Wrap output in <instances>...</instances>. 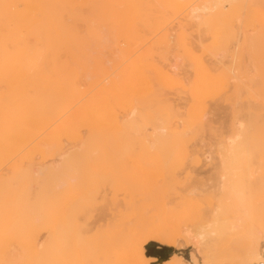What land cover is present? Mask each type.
Instances as JSON below:
<instances>
[{
    "label": "rangeland",
    "instance_id": "rangeland-1",
    "mask_svg": "<svg viewBox=\"0 0 264 264\" xmlns=\"http://www.w3.org/2000/svg\"><path fill=\"white\" fill-rule=\"evenodd\" d=\"M256 1L247 0V7L252 4L250 8L254 6L255 9L248 10L247 8L246 11L238 16L239 23L236 22V27L234 29V32H237L236 34L238 35H236L235 37L230 36L231 33H229L222 24H220L222 25L220 26V28H216L219 31L215 29V31L219 32V36H217L220 40H216L218 37L214 40V36H211L213 35V30H210L207 27L206 29L205 26H200L199 28L195 26L194 23V25L190 24L192 22L187 24L188 22L184 20V16H186L185 14L190 11L189 9L193 5H191L189 8H184L182 10V13L179 14L180 16L177 15L169 17L166 23H164V25L162 26V30L157 28L143 29L141 27L142 30L140 29V34H138L139 32L135 33L139 37H135L134 34H129V38L126 35H123V38L122 35H120L122 37L121 39L119 38L120 36L118 37V35L111 29L109 30L108 27L105 29L104 27L98 26V16L102 17L105 15L98 14L97 16H94V18L98 17L97 21L93 18H90L94 14L88 8H80L82 12L79 11V13L81 12L80 19L82 18V20H79L78 23H82L84 21V23H82V28L80 26L81 24L78 25L77 23V28L81 29L78 30V32H80L79 35L83 33L81 36H79V39L80 37L82 38L81 42L79 41L80 44L78 47V49L81 48L79 49L81 50V52L79 50H76L73 53L75 55L70 52L68 53V55H66L67 52L65 50L64 53H62V50L60 52H57V54L53 51H47L45 60L40 64L38 71L40 77L42 78V81H39L38 79L34 83H29V85L26 84L28 85L25 86L27 90L23 88V85L19 87L16 86L15 82H18L20 80L19 84H22L21 81L24 82L25 79L24 76L23 78H21L20 76V79H17L18 81L13 80V74H16L18 76L13 67L14 73H12L11 78L4 82H9L8 85H11L13 88L16 87L13 92H20L19 90L23 91V93L20 92L22 96L24 95L25 91H27V94L25 93L26 95H24L25 98H29V96L32 97L33 90H37V88L42 89V93H44L45 95L44 105L48 109H50L49 113H54V111L56 110L54 114H56L57 116L55 115L54 117H50L47 112H44V114H47L45 118L47 120H44L45 123L43 122L44 124H42V126L40 125L41 127L39 126L38 129L33 132L10 157H8V159L4 158L3 160H6L3 163L0 162V260L2 259L0 261V264H37L39 262V264H77V262L79 264H94V262L95 264H141L139 260L134 259L133 261L132 259L131 261V257H127V251L125 248L127 246H125L124 244H127V242H129L132 238V236L128 234H131L132 231L134 232L135 229L137 231V229L140 230V228H144L145 226L142 225L147 226L146 228H144V234L142 233L143 236H141L140 233L136 236L137 238L134 237V240L136 238V241L134 242H136V245L139 243L138 246H141L140 248L143 249L144 255L147 258V261H149L145 263L180 264V262H183L184 264H208L207 259L196 246V236L197 234L205 235L207 233V236L205 235L206 237H204L203 239V241L207 245L210 244V241L212 239L219 238V232L216 230L213 231L211 230L212 228H209V226H211L210 224L212 223V218L218 213V211H220L221 217L223 211L225 212L228 210L229 212L230 209L231 211L228 213V215H224V218H228L226 219V223L229 222L230 225L233 224L231 228L233 226L234 227L231 230L232 232L230 234L231 236L229 240H227V242H224L220 239V244L222 246L224 245L225 247H234L241 242H246L251 238L250 236H252V231L250 232L251 226L258 225L257 228H259V230L257 237L259 238L261 246H264V162H259L256 160H244L240 162H233L230 164L225 161L223 162V160L221 161L220 158V141L222 139L221 135L226 132V126L228 125V122L234 120L235 116L237 117V119H235L234 122L236 126L239 127L238 118L244 112L242 109H246L249 103H252L254 101L255 104L264 106L263 97H260V95H256L251 99L248 94L250 81L258 79L259 75L262 72V69H264V67L261 69L258 67L260 65L259 61L264 58V51H259L258 43L260 41L257 42L258 38V40H260L262 36H264V14L262 13L263 15L260 14L261 16H259V10L264 11V8H260L262 4L264 6V0ZM197 2L200 3L201 0L196 1L194 5H197ZM259 2H261L262 4H260ZM258 3L261 5L260 7H258ZM98 7L99 5L96 6L95 9L98 10ZM225 7L226 9L229 8L227 4H225ZM253 10H257L258 14L256 13L253 17H250L252 16V13L254 14L255 12H257H253ZM247 11H250L249 15ZM86 12H88V14H86ZM94 13L96 15L98 11H95ZM243 14L245 17H243ZM82 16L85 17L84 20ZM86 17L88 21L90 19H93L91 20L92 22L94 21L93 24L91 22V28L93 27L92 30L94 31H92V33H87L89 32V26L87 27L88 24L85 25V23L88 22L87 20H85ZM243 18L245 19L243 20ZM250 18L254 19L257 22L254 21L253 23V20ZM96 24L98 30L95 28ZM215 31L214 35L216 37L217 32ZM252 33L254 34V36H252ZM181 34H183V36ZM133 35L134 37H132ZM125 36L129 40H127ZM117 37L119 39H117ZM131 37L133 38V43L135 42L133 44L134 46L130 45L132 44L130 42V40H132ZM122 39H124V41H122ZM226 39L228 40V42ZM251 39L253 41H251ZM121 41L125 43H121L122 46H119ZM217 41L218 43H216ZM112 42L114 43L112 44ZM126 43L134 48V53L138 50L137 53H133V55L130 53V55L129 53L125 52L128 51V48L129 51L132 50V47L130 48V46ZM96 44L98 45V47ZM237 45L239 46L236 47ZM121 49H123V51ZM253 49L255 50V52L258 51L257 55L254 54ZM11 52L16 51L11 50ZM131 52H133V50ZM260 53L263 55H261ZM138 54L143 55V60L140 58V61L139 58H137ZM61 56L63 57V59ZM131 56L135 57L134 60L131 59L133 62L132 65L136 64L134 65V68H137L139 66V69L132 68L133 70L131 71V75L133 76H131L127 74L128 72H130L129 69L131 68H127L129 71H126L127 75L123 74V76V69L126 70V68L124 67L132 66L130 65ZM245 56L247 57V59ZM124 60L125 62L127 60V64L123 62ZM256 60L257 62H255ZM63 61L68 63L69 65V67H67L66 69H63L61 67V63ZM134 61L137 62L134 63ZM98 62L100 64H98ZM147 62H149V65ZM199 63L206 64V66L208 65V68H211V71L213 69L212 74L216 72V75L220 72L216 76L220 78L222 77L228 80L230 83V86L225 88L226 90L223 89L224 91L222 90L223 92H220L219 95L216 94L213 95L212 98L210 97L209 99H205L206 101L204 105L206 113L203 117L204 121L203 119H201L199 121L200 123H195V125L197 124L196 127H198V124L201 125L203 123L204 126L201 125V128L205 131H201L200 127H198L199 129L193 127L191 118L192 112L196 111V109L200 107V105H198L200 103L191 100L193 99V96H191V89L197 82L198 72H196V68ZM255 64L257 66H255ZM154 66H157V68H155ZM17 68H19L18 65ZM24 68L25 67L21 69ZM163 68L167 71L164 72ZM256 68L260 69L261 72L258 73V69ZM159 69H161L163 73L159 71ZM250 70L253 71L251 72ZM23 71L24 70H21V73ZM169 71H172L173 74L170 72L171 75H169ZM62 72H65V74L68 73L65 78ZM135 72H138V74ZM144 72L146 73V75ZM143 73L146 76H144L146 82H144V78L142 77ZM164 73H168V75L173 78L176 77L175 79L177 80L173 79V81L171 79L170 82V79H165V81H163L165 77H163ZM193 73H196V75L193 76ZM120 75H122L123 77H125L126 75V79L128 80L126 81L124 78V81L128 82L129 85L128 83H123V80L121 78L122 76ZM69 76L73 78H70L71 80L78 83L81 90V97L78 99L72 98L70 100L71 96L68 92V82H65L66 77L69 78ZM107 76L108 78H110H106ZM127 76H130V78H128ZM103 78H105L104 80H106L107 82L104 81ZM100 79L102 82L100 81ZM130 79H132V84L129 81ZM147 79L150 80L148 81ZM111 80H114L115 85L113 84V86H111L110 88L109 86L113 82H111ZM13 81L15 82L13 83ZM67 81L70 80L67 79ZM99 81L103 84L105 82L104 88L103 84H100ZM147 81L151 83V88L147 84ZM4 82L0 81V86L3 85ZM246 82L249 84H247ZM98 83L100 84V86H102L101 88L100 86L97 87V85H99ZM159 83L161 87L158 85ZM13 84L15 86H13ZM143 84L144 86H142V90L140 87ZM145 84H147V88ZM8 85L5 84V86H2L3 89L0 88V100L6 101L2 106H7L6 103H8V106L6 108L4 107L5 109L8 108V113H11L9 111H11V109L13 108H17L16 110H22L24 107L20 104H25L29 99L27 98L26 100L25 98H20L19 93L17 92L16 93L18 95L15 93L12 94L13 96L16 95L14 96L15 99L12 98V95V97H6L8 94L10 95L12 93L11 91L13 89ZM106 86L108 88H106ZM7 87H11V89L9 90V88ZM21 87L25 91L23 89H19ZM190 87L192 88L190 89ZM17 88L19 90H16ZM59 88L63 90L65 96L64 94H60L61 90H59ZM148 88L150 89L148 90ZM8 90L11 93H9ZM148 91H150L152 95ZM28 92L30 93L29 96H27ZM146 92L150 94L148 98V94H145ZM100 96H106L104 98L105 100L99 99ZM63 97L67 98L62 100ZM90 97L91 101L92 99L94 100L88 103L87 101H90ZM142 97H144V99ZM19 98L23 99V102L26 100V102L22 103ZM145 98H147V100ZM17 99L19 100V103L21 102L20 104L18 103L19 107L16 104L15 107L12 106V104L14 105V103H16ZM189 99L191 100V102ZM143 100L146 101L143 102ZM10 102H12V104ZM192 102H195V104L192 105ZM86 104L89 105L84 108ZM82 106L84 107L81 109L85 110H82L83 112H85V114L83 115L85 120L84 118H82V113L81 116H79L80 112L79 114H76L77 109L81 111L79 107ZM167 107L169 108V111H172V114L176 117L173 116L171 118L172 114L170 115L171 112L169 113ZM4 108H2V110ZM160 108L164 110L167 109L166 112L163 110L162 111L166 114L168 113V115H164ZM239 109L241 112L239 111ZM2 110H0V112ZM59 110H62V112H60ZM158 111L160 112V114L162 112V116L158 114ZM150 112L153 114H151ZM3 113L4 114L2 115H5V112ZM139 113H142L143 116L146 114L148 115L149 113V115L151 114V116H154L155 119L153 117L152 121V118L150 119L149 115H146L148 119L146 116H144L146 119L144 120L143 116H139ZM188 115L190 116L189 119ZM10 116L12 115H9V117ZM163 116L164 120L162 119ZM165 116L168 118H166L167 120L165 119ZM14 117L11 118L13 120L19 118L17 117V115L16 118ZM48 117H50V119H48ZM0 118L2 119L1 115ZM184 118L186 119L187 123H184ZM110 119H115V121L117 122L116 128H111L109 124ZM170 119H172L173 121ZM13 120H5L4 122H2V119L0 120V122L1 124L4 123V125L5 123L12 124ZM139 120L141 121V123H143V125ZM147 120L149 121L146 123ZM189 120H191L190 124ZM16 121L17 120H15V122ZM165 121L167 122V126H165ZM99 124L102 125V127H98ZM174 124H176V126ZM15 125L16 124H13V126ZM127 125L135 126L132 127V130L130 131L132 133H128L130 134L129 139L131 140L134 138L135 140H128L126 146L122 147L121 150H119L118 147L116 148V145H112L116 143H112L111 147V139L109 140L108 137V135H110V132L108 133L107 131H111V135H113V131H119ZM144 125L145 128H142ZM138 126H142L141 130L140 128L138 129ZM162 127L167 129L166 135L168 139H172V137H170V134L174 135V130L179 132L181 131V129L183 130L179 132L181 134L177 132L176 134L181 135L182 137L178 136L180 137V140L176 137H173L175 139H173L174 142H172L174 145L176 144V148L174 147L175 149L172 148V150L171 147L173 145H168L172 142L170 143V140H167L166 137L167 142L165 141L164 144L165 146H170V148H163V144H159V146L157 145V148L162 146L160 148L163 149V152L162 149L160 151V149L156 148L158 150L157 151L154 148L156 150L155 151L152 148L156 156L155 158L158 159L157 157L160 156L161 159L156 160L155 162V160H152V157H154L153 155L151 157L152 159L150 160L149 158H147L146 160L144 156L145 161L143 162V160L141 159V153L147 155L149 150L150 152H152L150 148L151 146H148L149 149L147 152V150L145 149V147L148 148L147 144L145 143L146 145L143 147V145L139 141L137 142V140L141 141V139L145 138V140H147L145 142H148L149 140L151 142H154L155 140L153 138L160 134L158 132V129ZM185 127H188L187 134L183 133L184 131H186ZM189 127L192 129H190ZM193 128L197 131L194 134L193 132L195 130ZM98 129L100 130V132L101 130L107 131H105L104 133H100ZM139 130H143L142 132L144 135ZM168 130L170 131V133ZM95 131H97L98 133ZM133 132L137 134L139 139H136L138 138L136 135H134V137H130L133 136ZM190 132L192 133L190 134ZM105 133L107 138L106 136L103 137L102 142L101 138L105 135ZM138 133L140 135H138ZM145 134H147V136ZM99 135L101 137H99ZM184 135H194L195 137L191 136V141L190 137L187 138L189 140L184 141ZM184 137L186 139L187 136ZM93 138H96L95 142L99 143V145L102 143H107V145H109L108 148L105 144L104 149H100L101 153H99V149L95 150L98 145L94 144L96 145V147L94 146L95 149H91L94 148L92 147V143H94ZM176 139H178L184 147H190L189 151L191 154L189 153L187 155L188 150H186L185 152L184 147L181 148V145L179 147V144L175 142ZM181 139H183L184 144ZM188 141L190 143H188ZM185 143L189 144L190 146H186ZM113 147L115 148L113 149ZM178 147L183 151L179 150ZM99 148H101V145ZM105 148H107L109 152ZM140 148L142 150H145V152H140ZM167 148L168 150H170H166ZM110 149L113 150L110 151ZM116 149H118L119 151H116ZM102 151L104 154H102ZM159 151L162 153H158ZM174 151L178 153H175ZM107 152L109 154H107ZM111 152L112 155H110ZM150 152L149 154H151ZM164 152L166 154L175 153V156L178 155V157H175L176 159L178 158L177 162L175 161L176 159L173 158V154L171 157L174 159V161L171 159V162H169L168 157H170V154L167 157V155H164ZM182 152L185 153L183 154ZM192 152L200 155V163L194 162L192 157L194 153ZM91 153L94 155H92ZM180 154L183 156V158ZM103 155H105V157L110 156V158L114 156V158L112 157L110 160H108V158L107 160H104L103 158L102 160V157H104ZM164 156L168 158L167 160L165 159L166 161H163V159L165 158ZM179 156L180 158L185 159L182 162H179ZM96 157L101 159H97ZM146 157H148V155ZM186 157H188L189 159H187ZM186 159L189 162L185 161ZM15 166H17V168ZM48 167H55L52 171L55 172L56 175L53 176V174H51L49 177L37 176L36 171L38 170V168L46 169V174L47 172H49L47 169ZM51 176L53 177L50 178ZM22 177L25 179H23ZM29 182L31 185L29 184ZM21 183L23 186L20 185ZM2 185L4 189L2 188ZM16 187H18V189L22 187L21 190H24L20 192V189L18 191ZM40 188L43 189L41 190ZM5 189L8 190L5 191ZM27 189L30 190L28 191ZM12 190H14V192ZM40 191H44V193ZM27 193H29V196L27 195ZM24 194L25 196H27L25 197ZM41 194L43 196H41ZM19 195L21 197V201L20 199L16 200L17 197L20 198ZM38 195L40 199H38ZM11 198L14 201H9V199ZM22 198L25 199L23 200ZM30 198L32 199L29 200ZM5 199L7 200L5 201ZM41 199H44V201L41 202ZM32 200L34 202V207L32 208L35 209V207L38 206L37 208H39L40 210L37 208L35 209V211L31 210L32 208H30L29 205L32 206ZM38 200L40 201L37 202ZM24 201L26 203L25 205L32 202L27 205L28 209H25V211H23L25 208ZM7 203H9V206ZM12 203H15L14 205L16 206L17 211H15L16 208L13 207L14 205H12ZM21 204L22 207H20ZM8 208L10 212L15 209V212L13 211L12 213H9ZM21 208H23V210ZM236 209H242L240 211L241 213L237 212ZM243 209H247L246 216H243L245 214H242L244 213L242 212ZM255 209H257L256 212L254 211ZM20 211H23L25 213H22ZM33 211L34 213H38L33 214ZM18 213L21 214L23 218ZM29 214H33L34 216L32 215L31 217ZM15 217H18L20 221H18V219L16 220ZM11 219H15L16 221L14 220L15 222H13L11 221ZM23 219L27 220L24 221ZM254 220H258V224H255ZM17 221L19 222V226L18 224H16ZM9 222H11V224ZM139 224L141 225V227L138 226ZM34 225H36L37 228ZM11 226L13 229L11 228ZM27 226L29 228V231L28 229H26ZM20 228H23V231ZM234 228L236 231L234 230ZM9 229H11L13 232H11ZM31 229H33V231ZM152 229L154 232L155 229L159 231L158 233H154ZM26 231L28 232V234L25 233ZM159 232L160 235L162 234L165 237L162 236V238H157L160 237V235H158ZM24 234L26 237H20V235ZM33 235L36 237H34ZM27 236L30 237L28 238ZM138 236H141V238H138ZM163 237L165 238L164 241ZM23 238H28L30 240H27L26 242V239L24 241ZM124 239H129V241H125ZM19 240L22 241L20 242ZM33 244L35 245L33 246ZM73 245L74 249L72 248ZM114 246H116L115 249ZM138 246H136V248H139ZM101 248L103 250H101ZM118 251L119 253H117ZM82 254L83 256L85 255V259L83 258V256H81ZM39 255L40 260L38 262V259L33 260V256L38 257ZM64 255L65 257H63ZM60 261L61 263H59ZM136 261L138 262L136 263Z\"/></svg>",
    "mask_w": 264,
    "mask_h": 264
},
{
    "label": "bare ground",
    "instance_id": "bare-ground-1",
    "mask_svg": "<svg viewBox=\"0 0 264 264\" xmlns=\"http://www.w3.org/2000/svg\"><path fill=\"white\" fill-rule=\"evenodd\" d=\"M196 1H199V0H0V81H7L9 78H11V75H12V73H14V71H16V73L18 74V76L16 75V74H13V80H17V79H20L19 77L21 76V78H23V76H24V82H25V85H24V82L23 81H21V83L22 84H19L20 83V80L18 81V82H15V81H13V83L15 82V84H16V86H24L23 88L24 89H26L25 88V86H28L29 85V83H34L35 81H37L38 79H39V81H42V78L40 77V75H39V67H40V64L41 63H43V61L45 60V57H46V53H47V51H53V52H56V54H57V52H60V51H62L63 50V52L62 53H64V50L67 52L66 53V55H68V53L70 52V53H74L76 50L78 51L79 49H81V48H79L78 49V47H79V41L81 42V37H80V39H79V36H81V35H79V33L80 32H78V30L80 29H78L77 28V23H78V21L79 20H82V18L80 19V13L82 12L81 11V9L80 8H83V9H85V8H88L91 12H93V16H91L90 18H93V19H95V20H97L98 21V17H99V22H97L99 25L98 26H101V27H104L105 29L108 27V29L110 30H112L114 33H116L117 35H118V37L120 36V35H122V37H123V35H126L127 37H128V35L129 34H134L135 35V37L137 36V37H139L138 35H136L135 33H138L139 31H140V29H141V27L143 28V29H155V28H157V29H161L162 28V26L164 25V23H166V21L169 19V17H171V16H177V15H179L180 13H182V10L184 9V8H186V7H190L191 5H193V6H191L190 7V11H188V13L187 14H185L186 16H184L185 18H184V20L186 21V22H188L187 24H189L190 22H192V23H190V24H192V25H194L195 24V26H197V27H199L200 28V26H205V28L207 27L208 29H210V30H213L212 31V34L213 35H211L212 37L214 36V40H215V38H217L219 35V30L218 29H216V28H220V26H222L223 25V27H225V29L226 30H228V32L229 33H231V35L230 36H236V35H238V34H236L235 32H234V29H235V27H236V22H238V19H239V15L241 14V13H243L244 11H246L247 10V8H248V10L249 9H255L254 8V6L252 7V8H250V6H252V4L251 5H249V7H247V0H201V2L199 3V2H197V5H194V3L196 2ZM256 1V0H255ZM257 2V1H256ZM199 3V4H198ZM260 4H262L261 2H259ZM258 3V4H259ZM225 4H227L228 5V9H226V7H225ZM258 5V7H260L261 5ZM99 5V9L97 10V9H95L96 8V6H98ZM222 6V7H221ZM221 7V8H220ZM260 8H264V6H263V4H262V6L260 7ZM259 8V9H260ZM87 9V10H88ZM259 9H257V10H259ZM257 10H253V12L254 11H257ZM264 10V9H263ZM79 11H81L80 13H79ZM95 11H98V13H96V15H95ZM260 12H259V16H261V15H263L264 14V11H262V10H259ZM262 11V12H261ZM89 12V11H88ZM88 12H86V14H88ZM248 12V15L250 14L249 12L250 11H247ZM85 13V12H84ZM252 13V12H251ZM258 14V11L257 12H255L254 14L252 13L251 15L252 16H250V17H253L255 14ZM263 13V14H262ZM98 14H100V15H105V16H98L97 18H94V16H97ZM261 14V15H260ZM90 15H92V14H90ZM89 15V16H90ZM245 15H246V13H245ZM83 16H84V14H83ZM82 16V17H83ZM180 16V15H179ZM243 17H245L244 16V14H243ZM255 17H257V16H255ZM84 18L85 17H83V20H84ZM174 18V17H173ZM176 18V17H175ZM93 19H90L89 21L87 20V17H86V19L85 20H87L86 22L87 23H85V25L86 24H88L87 25V27H88V31L89 32H87V33H92V29H93V27L91 28V20H93ZM241 19V18H240ZM245 18H243V20H244ZM250 19H252V18H250ZM256 19H258V18H256ZM261 19H262V17H261ZM253 20V23H254V19H252ZM251 20V21H252ZM264 21V20H263ZM262 21V22H263ZM94 22V21H93ZM93 22H92V24H93ZM172 22V21H171ZM255 22H257V21H255ZM260 22V21H259ZM82 23H84V21L82 22ZM82 23H78V25L79 24H81L80 26H81V28H82ZM95 23H96V21H95ZM194 23V24H193ZM239 23V22H238ZM169 24H170V22H169ZM220 24H222V25H220ZM256 24V23H255ZM84 25V24H83ZM84 25V26H85ZM94 26V25H93ZM79 27V26H78ZM95 28L97 29V24H96V26H95ZM94 28V29H95ZM202 28V27H201ZM206 28V29H207ZM83 29H86V28H83ZM205 29V30H206ZM215 29L216 30H218V31H215ZM81 30V29H80ZM98 30V29H97ZM142 30V29H141ZM162 30V29H161ZM183 30V29H182ZM210 30H209V32H210ZM221 30V29H220ZM241 30V29H240ZM261 30H263V29H261ZM108 31V30H107ZM107 31H106V33H107ZM160 31V30H159ZM214 31L215 32H217L216 33V37H215V33H214ZM82 32V31H81ZM84 32V31H83ZM94 32V31H93ZM111 32V31H110ZM184 33V32H183ZM254 33V32H253ZM252 33V34H253ZM94 34V33H93ZM108 34H110V33H108ZM113 34V33H112ZM138 34H140V32L138 33ZM228 34V33H227ZM226 34V35H227ZM100 35H101V33H100ZM106 35V34H105ZM134 35L132 36V37H134ZM167 35V34H166ZM165 35V36H166ZM182 36H183V34H181ZM218 35V36H217ZM93 36V35H92ZM108 36V35H107ZM115 36V35H114ZM113 36V37H114ZM126 36H125V38H126ZM252 36H254V34L252 35ZM117 37V39H121L122 37L120 36L119 38ZM131 37V38H132ZM168 37V36H167ZM225 37V36H224ZM124 38V37H123ZM129 38V37H128ZM128 38H126L127 40H129ZM180 38V37H179ZM254 38V37H253ZM125 39V40H126ZM136 39V38H135ZM221 39H223V38H221ZM259 39V38H258ZM257 39V42L258 41H260L259 43H258V48H259V51L260 52H263L264 51V36H262V38L260 39V40H258ZM137 40H139V39H137ZM185 40V39H184ZM213 40V41H214ZM216 40H220L219 39V37L216 39ZM227 40V39H226ZM225 40V41H226ZM246 40V39H245ZM122 41H124V39H122ZM120 42V44L122 43H125V42ZM135 41V40H134ZM251 41H253L252 39H251ZM90 42V41H89ZM130 42L132 43V44H130V45H132V46H134L133 44L135 43H133V38H132V40H130ZM136 42H138V41H136ZM165 42H166V40H165ZM184 42V41H183ZM227 42H228V40H227ZM82 43H84V42H82ZM114 42H112V44H113ZM129 43V42H128ZM128 43H126V44H128ZM164 43V42H163ZM216 43H218V41L216 42ZM219 43H220V41H219ZM254 43V42H253ZM98 44V43H97ZM96 44V45H97ZM119 44V46H122V44L120 45ZM183 44V43H182ZM84 45V44H83ZM99 45V44H98ZM98 45H97V47H98ZM129 45V44H128ZM129 45V46H130ZM251 45H253V44H251ZM85 46V45H84ZM102 46V45H101ZM118 46V47H119ZM128 46V47H129ZM132 46H130V48L132 47ZM139 46V45H138ZM185 46V45H184ZM239 45H237L236 47H238ZM247 46V45H246ZM256 46H257V43H256ZM83 47V46H82ZM89 47V46H88ZM117 47V46H116ZM123 47H124V45H123ZM137 47V46H136ZM218 48V47H217ZM125 49V48H124ZM126 49H127V46H126ZM190 49V48H189ZM237 49H239V48H237ZM11 50H13V51H16V52H11ZM85 50V49H84ZM122 51H123V49H121ZM133 50V52H131ZM132 50H130L129 51V48H128V51H125V52H127V53H131L132 55H133V53H134V48L132 47ZM254 50V49H253ZM252 50V51H253ZM80 52H81V50H79ZM135 51H136V49H135ZM138 51V50H137ZM137 51L135 52V53H137ZM192 52V51H191ZM249 52V51H248ZM254 52V54H256L257 55V53H258V51L257 52H255V50L253 51ZM85 53V52H84ZM123 53V52H122ZM134 53V54H135ZM142 53V52H141ZM148 53V52H147ZM193 53V52H192ZM236 53V52H235ZM72 54H70V55H72ZM83 54V53H82ZM130 54V55H131ZM150 54V53H149ZM148 54V55H149ZM261 54V53H260ZM69 55V56H70ZM73 55H75V54H73ZM84 55V54H83ZM125 55H126V53H125ZM125 55H124V57H125ZM128 55V54H127ZM141 55V56H140ZM240 55V54H239ZM261 55H263V54H261ZM19 56V57H18ZM129 56V55H128ZM136 56V55H135ZM62 57V56H61ZM127 57V56H126ZM246 57V56H245ZM255 57V56H254ZM260 57V56H259ZM264 57V56H263ZM134 56L132 57H130V60L132 59V60H134ZM137 58H139V60H140V58L143 60V55L142 54H138V57ZM148 58V57H147ZM257 58V57H256ZM62 59H63V57H62ZM124 59H126V58H124ZM128 59V58H127ZM146 59V58H145ZM246 59H247V57H246ZM255 59V58H254ZM261 59V58H260ZM77 60V59H76ZM129 60V59H128ZM129 60V61H130ZM132 60L130 61L131 62V64L130 65H132ZM258 60V59H257ZM257 60L255 61V62H257ZM18 61V62H17ZM78 61V60H77ZM76 61V62H77ZM128 61V62H129ZM138 61V60H137ZM137 61H134V63H136ZM141 61V60H140ZM148 61V60H147ZM201 61V60H200ZM259 61V60H258ZM18 64H17V63ZM66 62H67V60H66ZM66 62H62L61 63V67L63 68V69H66L67 67H69V65H68V63H66ZM99 62H101V61H99ZM98 62V64H100ZM123 62H125V60L123 61ZM126 62H127V60H126ZM125 62V63H126ZM143 62V61H142ZM202 62V61H201ZM248 62V61H247ZM148 63V65H149V62H147ZM250 63V62H249ZM254 63V62H253ZM259 63H260V65L258 66L260 69L261 68H263L264 67V58H262V60H260L259 61ZM258 63V64H259ZM127 64V63H126ZM125 64V65H126ZM129 64H128V66H129ZM155 64V63H154ZM169 64V63H168ZM200 64V63H199ZM198 64V66H197V71L196 72H198V78H197V82L194 84V87L192 88V87H190V89L192 90V95L191 96H193V99H191L192 101L194 100L195 102H198V103H200V104H198V105H200V107L198 108V109H196V111H193L192 112V124H193V127H195V128H197V129H199L198 127H202L201 125H203L204 126V124L202 123V121H201V125L200 124H198V127H196V125H195V123H197V122H199L201 119H203V121H204V116H205V99L206 98H212V96L213 95H216V94H218L219 95V93L220 92H223L224 90H226L225 88H227V87H229L230 86V83H229V81L228 80H226V79H224V78H220V77H218V76H216V75H218V74H216L215 75V73L216 72H214V74H212V72H213V69H212V71H211V68H208V65L206 66V64H200L199 65ZM17 65L19 66V68H17ZM134 65H136V64H134ZM134 65H132L131 67L129 66V67H127V66H125L124 68H126V70L125 69H123L124 71H125V73H124V71L122 72V75L123 74H126L127 72L126 71H129L130 70V72H128L127 74L128 75H131L132 74V70L133 69H137L139 66V64L136 66L137 68H134ZM147 65V64H146ZM245 65V64H244ZM249 65H251V64H249ZM12 66V67H11ZM124 66V65H123ZM151 66V65H150ZM255 66H257L256 64H255ZM13 67H14V71H13ZM23 68V67H25L24 69H21V68ZM99 67V66H98ZM120 67V66H119ZM155 67V66H154ZM248 67V66H247ZM12 68V69H11ZM118 68V67H117ZM123 68V67H122ZM127 68H131V69H127ZM133 68V69H132ZM150 68V67H149ZM155 68H157V66L155 67ZM159 68H162V67H159ZM165 68V67H164ZM163 68V69H164ZM167 68V67H166ZM171 68V67H170ZM170 68H169V70H170ZM18 69V70H17ZM24 70L22 73H21V70ZM139 69V68H138ZM140 69H142V68H140ZM168 69V68H167ZM256 69H258V68H256ZM260 69H258L257 71H258V73L259 72H261V70ZM26 70V71H25ZM230 70H232V69H230ZM249 70V69H248ZM264 69H262V72H261V74L259 75V78L258 79H256V80H253V81H250V84L249 83H247V84H249L250 85V88H249V91H248V94H249V97L252 99V97H255L256 95H260V97H263V99H264V71H263ZM13 71V72H12ZM18 71V72H17ZM135 71V70H134ZM134 71H133V73H134ZM138 71V70H137ZM150 71V70H149ZM159 71H161V69H159ZM165 71H167V70H165L164 69V72ZM193 71V70H192ZM218 71V70H217ZM223 71V70H222ZM251 72L253 71V70H250ZM146 72V71H145ZM144 72V73H145ZM162 72V71H161ZM170 72L172 73V71H169V75H171L170 74ZM245 72V71H244ZM135 73H137L138 74V72H135ZM142 73V72H141ZM144 73H143V78H144V76L146 75V73H145V75H144ZM151 73V72H150ZM158 73V72H157ZM163 73V72H162ZM232 73V72H231ZM249 73V72H248ZM21 74H24V75H21ZM62 74H64V78H65V76L68 74V73H66L65 74V72H62ZM126 74V75H127ZM136 74V75H137ZM173 74V73H172ZM194 74V73H193ZM256 74V73H255ZM111 75V74H110ZM122 75H120V76H122ZM126 75H125V77H121L122 78V80H123V83L124 84H126V83H128V82H125L124 81V78H125V80L127 81L128 79H126ZM156 75V74H155ZM160 75H163V74H160ZM168 75V73H164V75H163V77H164V80L163 81H165V79H170V82H171V79L173 80V79H175V78H173V77H171V76H169ZM196 75V73L193 75V76H195ZM230 75V74H229ZM231 75H233V74H231ZM250 75V74H249ZM15 76H17V77H15ZM131 76H133V75H131ZM173 76V75H172ZM177 76V75H176ZM216 76V77H215ZM128 78H130V76H127ZM146 77V76H145ZM171 77V78H170ZM232 77V76H231ZM16 78V79H15ZM70 78H72L71 76H69V78L68 77H66V81L65 82H68L67 83V86H68V92H69V94H70V96H71V98L70 97H68V98H70V100L72 99V98H74V99H78V98H80L81 97V90H80V88H79V85H78V83L77 82H75V81H73V80H71ZM106 78H108V76L106 77ZM110 78V77H109ZM108 78V79H109ZM137 78V77H136ZM160 78V77H159ZM195 78V77H194ZM257 78V77H256ZM67 79H69L70 81H67ZM73 79V78H72ZM105 78H103V80H104ZM151 79V78H150ZM149 79V80H150ZM21 80H23V79H21ZM131 80L132 79H130L129 81H130V83H131ZM135 80V79H134ZM133 80V81H134ZM148 80V79H147ZM148 80V81H149ZM175 80H177V79H175ZM64 81V80H63ZM100 81H101V79H100ZM99 81V82H100ZM104 81H106V80H104ZM113 81V82H112ZM132 81V82H133ZM141 81H143V80H141ZM147 81V84L150 86V88H151V83H149ZM152 81V80H151ZM156 81V80H155ZM160 81V80H159ZM174 81V80H173ZM235 81V80H234ZM64 82V83H65ZM102 82V81H101ZM100 82V84H103V83H101ZM107 82V81H106ZM111 82H112V84L109 86L110 88H111V86H113V84L115 83L114 82V80H111ZM144 82H146V79L144 78ZM169 82V81H168ZM167 82V83H168ZM176 82V81H175ZM193 82H195V81H193ZM8 83L9 82H4L3 83V85H1L0 86V88H2L3 89V87L2 86H5V84L6 85H8ZM109 83V82H108ZM107 83V84H108ZM165 83V82H164ZM178 83V82H177ZM18 84V85H17ZM26 84H28V85H26ZM99 84V83H98ZM100 84L99 85H97V87H99L100 86ZM132 84V83H131ZM142 84V83H141ZM147 84H145L146 85V88H147ZM166 84V83H165ZM164 84V85H165ZM170 84V83H169ZM193 84V83H192ZM62 85V84H61ZM104 85H105V82H104V84H103V88H104ZM115 85V84H114ZM128 85H129V83H128ZM160 87H161V85H160V83L158 84ZM240 85V84H239ZM8 86H11V85H8ZM13 86H15L14 84H13ZM66 86V87H67ZM126 86V85H125ZM137 86V85H136ZM142 86H144V84L143 85H141V89H142ZM148 86V87H149ZM162 86H163V84H162ZM244 86V85H243ZM12 87V86H11ZM11 87L9 88V87H7V88H9V90L11 89ZM102 86H100V88H101ZM239 87V86H238ZM246 87V86H245ZM5 88V87H4ZM6 88V89H7ZM13 88V87H12ZM16 88V87H15ZM15 88H13L12 89V93L9 91V93H11L10 95L8 94L6 97H9V96H11L13 93H15V94H17V93H19V96H20V98L22 97V98H25L24 97V95H26L27 93V91H25L22 87L21 88H19V89H23L24 91H25V93H24V95L22 96V94H20V92L21 93H23V91H21V90H19L18 88L16 89V90H19L20 92H13L14 91V89ZM60 88H61V86H60ZM59 88V90H61L60 91V94H64L63 93V90L62 89H60ZM106 88H108L107 86H106ZM109 88V89H110ZM145 88V89H146ZM150 88H148V90L150 89ZM163 88V87H162ZM167 88V87H166ZM247 88V87H246ZM108 89V90H109ZM164 89V88H163ZM168 89V88H167ZM224 89V90H223ZM236 89H239V88H236ZM5 90V89H4ZM27 90V89H26ZM105 90V89H104ZM143 90V89H142ZM223 90V91H222ZM0 91H1V89H0ZM7 91V92H8ZM41 91V92H40ZM106 92H107V90H106ZM149 93H150V91H148ZM236 92V91H235ZM242 92H245V91H242ZM191 93V92H190ZM4 94V93H3ZM5 94H7V93H5ZM29 92H28V95L27 96H29ZM107 94V93H106ZM146 95L148 94L147 92L145 93ZM151 94V93H150ZM150 94H148V96H147V98L150 96ZM241 94V93H240ZM247 94V93H246ZM18 95V94H17ZM152 95V94H151ZM189 95V94H188ZM245 95V94H244ZM13 96V95H12ZM11 96V97H12ZM14 96H16V95H14ZM14 96L12 97V98H14ZM26 96V97H27ZM63 96V95H62ZM64 96H65V94H64ZM68 96V95H67ZM92 96H94V95H92ZM103 96V95H102ZM247 96V95H246ZM18 97V96H17ZM16 97V98H17ZM61 97V96H60ZM106 96H104V97H101L100 96V98L99 99H101V100H103L104 98H105ZM236 97H238V96H236ZM1 98V97H0ZM12 98H10V99H12ZM19 98V100L20 101H22V103H25L26 102V100H27V98H25L24 100V102H23V99H20ZM67 97H63L62 98V100L63 99H66ZM83 98V97H82ZM97 98V97H96ZM143 99H144V97H142ZM141 98V99H142ZM147 98H145L146 100H147ZM191 98V97H190ZM214 98V97H213ZM257 98H259V97H257ZM6 99V98H5ZM15 99V98H14ZM29 100H27V102L25 103V104H20L19 103V100L17 99L16 100V103H14V105L12 104V102H10L11 104H12V106H14L15 107V104L18 106V103L20 104V105H23V109L22 110H16L15 108H13V109H11V111H9V112H11V113H8L7 111H8V108L7 109H5L7 106H8V103H6L7 104V106H2V105H4L5 104V100L3 101H1L0 100V110H2V108H4L2 111L3 112H5V115H2V114H4L2 111V113L0 112V115H1V117H2V119H3V121L2 122H4L5 120H13L11 117H14V118H16V115H17V117H19L18 119H14L13 120V122H12V124L11 123H5V125H4V123H2L1 124V122H0V125H2V126H0V128L1 127H4V128H1L0 129V160H3L4 158H6V159H8V157H10L15 151H16V149L22 144V143H24L27 139H28V137L33 133V132H35L37 129H38V127L41 125L42 126V124H44L45 122H44V120L46 121L47 119H45L46 118V116H47V114H44V112H47L48 114H49V116L50 117H54L56 114H54L55 112H56V110L54 111V113H49V111H50V109H48L45 105H44V100H45V95H44V93H42V89H40V88H37V90H33V95H32V97L31 96H29V98H28ZM69 100V101H70ZM94 99H92V101H93ZM105 100V99H104ZM146 100H143V102H145ZM190 100V99H189ZM191 100H190V102H191ZM236 100V99H235ZM254 100V99H253ZM256 100V99H255ZM11 101V100H10ZM18 101V102H17ZM80 101H81V99H80ZM87 101V100H86ZM91 101V97H90V101H87L88 103H90V102H92ZM141 101V100H140ZM166 101V100H165ZM240 101V100H239ZM3 102V103H2ZM8 102V101H7ZM63 102V101H62ZM66 102H67V100H66ZM66 102H64V103H66ZM83 102V101H82ZM86 102V103H87ZM195 102L193 103L192 102V105L193 104H195ZM249 102H251V101H249ZM264 103V102H263ZM63 104V103H62ZM84 104V103H83ZM247 104V103H246ZM61 105V104H60ZM89 104H86V106L84 107V106H82V107H79L80 109L81 108H86L87 106H88ZM11 106V105H10ZM19 107V106H18ZM152 107V106H151ZM168 108V107H167ZM6 110V111H5ZM16 110V111H15ZM85 111L84 109H81V111H79L78 109H77V112H76V114H79V112H80V114H79V116H81V113H82V116L85 114V112H83V111ZM159 110V109H158ZM160 110L162 111H165L166 112V110L167 109H161L160 108ZM159 110V111H160ZM243 111V114H241L240 116H239V118H238V121H239V127H237L236 126V124H235V122H234V120L235 119H237V117H235L234 116V120H232V121H230V122H228V125L226 126V132L225 133H223L222 135H221V141H220V158H221V161L223 160V162L225 161V162H227V163H233V162H240V161H244V160H256V161H259V162H264V106H261V105H259V104H255L254 103V101L252 102V103H249V105L246 107V109H242ZM18 112V113H15V112ZM60 112H62V110H59ZM144 111V110H143ZM158 111V112H159ZM162 111V112H163ZM168 111H169V108H168ZM190 111V110H189ZM239 111H240V109H239ZM145 112H147V111H145ZM157 112V113H158ZM162 112H161V114H160V112L158 113L160 116H162ZM171 112V113H170ZM241 112V111H240ZM14 113V114H13ZM151 113V112H150ZM169 113H170V115L172 114V111H169ZM7 114V115H6ZM146 114V113H145ZM151 114H153V113H151ZM151 114L149 115V113H148V115H149V117H150V119L153 121V117L154 116H151ZM163 114L164 115H168V113L166 114V113H164L163 112ZM9 115H12V116H10L9 117ZM53 115V116H52ZM147 115V114H146ZM146 115H144V116H146ZM147 115V116H148ZM169 115V116H170ZM9 118H8V117ZM57 116V115H56ZM58 116H59V114H58ZM139 116H143L142 115V113H139ZM143 116V118H144V120H146L145 119V117ZM146 116V117H147ZM174 115L172 114V116H171V118L173 117ZM236 116H237V114H236ZM50 117H48V119H50ZM140 117V118H141ZM174 117H176V116H174ZM181 117V116H180ZM4 118H6V119H4ZM73 118V117H72ZM82 118H84V116L82 117ZM139 118V119H140ZM142 118V119H143ZM164 118V116L162 117V119ZM167 117L165 116V119H166ZM187 118V117H186ZM190 118V116L188 115V119ZM1 118H0V120H2ZM52 119V118H51ZM54 119V118H53ZM56 119V118H55ZM141 119V120H142ZM147 119H148V117H147ZM149 119V120H150ZM154 119H155V117H154ZM168 119V118H167ZM166 119V120H167ZM174 119V118H173ZM177 119V118H176ZM15 120H17L16 122H15ZM84 120H85V118H84ZM143 120V121H144ZM149 120H147L146 121V123L149 121ZM164 120V119H163ZM170 120H172V119H170ZM184 123H187V121H186V119L184 118ZM83 121V120H82ZM140 121V120H139ZM155 121V120H154ZM173 121V120H172ZM191 120H189V124L191 123L190 122ZM44 122V123H43ZM166 122V121H165ZM140 123H141V121H140ZM170 123V122H169ZM200 123V122H199ZM11 124V125H10ZM13 124H16L15 126H13ZM95 124H97V123H95ZM109 124H110V126H111V128H116L117 127V122L115 121V119H110L109 120ZM133 124V123H132ZM131 124V125H132ZM142 125H143V123H141ZM155 124V123H154ZM157 124V123H156ZM166 124V125H165ZM164 125L165 126H167V122L165 123ZM192 124H191V126H192ZM131 125H127L126 127H124L123 129H120L119 131H113V135H111V131H107V130H105V131H107L108 133L110 132V135H108V137H109V140L111 139V143H110V146L112 147V145H116V148L118 147V149L119 150H121L122 149V147H124V146H126V143L128 142V140L129 141H133V139H129V135L130 134H128L131 130H132V127H135L134 125L133 126H131ZM151 125H153V124H151ZM175 126H176V124H174ZM186 125V124H185ZM200 125V126H199ZM6 126H7V128H6ZM40 126V127H41ZM164 126V127H165ZM174 126V127H175ZM189 126V125H188ZM98 127H102V125H100L99 124V126ZM142 127V126H141ZM141 127H139L138 126V129L140 128V130H141ZM164 127H162V128H160V129H158L159 131V135L158 136H156V137H154L153 139L155 140L154 142H151L150 140V142L148 141V142H145V141H147V140H145V138L144 139H141V141L140 140H137V142L139 141L142 145H143V147L147 144V147L149 146H151L150 148H151V150H152V148L154 149H156L157 148V145L159 146V144H163V148H166V147H168V145H173L172 147H171V150H172V148L173 149H175L176 147H175V145L173 144V139H175V138H173V137H176V138H178L179 140H180V137H182L181 135H177L176 134V132L177 133H179V132H181V131H183L182 129H181V131H175L174 130V132H175V134L174 135H171L170 134V137H172V139L171 138H169L168 139V137H167V129H165ZM121 128V127H120ZM142 128H145V125L142 127ZM183 128V127H182ZM186 128V127H185ZM184 128V129H185ZM188 128V127H187ZM187 128H186V131H184L183 133H185V134H187L188 132H187ZM190 128V127H189ZM102 129V128H101ZM136 129V128H135ZM156 129V128H155ZM190 129H192V128H190ZM194 129V128H193ZM99 130V129H98ZM139 130V131H140ZM144 130V129H143ZM142 130V131H143ZM180 130V129H179ZM195 130V129H194ZM193 130V131H194ZM204 129H202L201 128V131H203ZM104 130H101V132H105ZM142 131H140V132H142ZM169 131V130H168ZM192 131V130H191ZM205 131V130H204ZM95 132H97V131H95ZM99 132H100V130H99ZM100 132V133H101ZM145 132V131H144ZM195 132H197L196 130L193 132V134L195 133ZM98 133V132H97ZM103 133H102V135H103ZM107 133V134H108ZM130 133H132V132H130ZM147 133V132H146ZM169 133H170V131H169ZM172 133V132H171ZM192 132H190V134H191ZM94 134H96V133H94ZM142 134H143V132H142ZM141 134V135H142ZM179 134H181V133H179ZM132 135V134H131ZM134 135H136L137 136V134L136 133H134L133 132V136H130V137H134ZM138 135H140L139 133H138ZM144 135V134H143ZM146 136H147V134H145ZM183 135V134H182ZM197 135V134H196ZM98 136V135H97ZM106 136V133H105V135L104 136H102V138H101V141H102V139H103V137H105ZM178 136H180V137H178ZM184 136H187L186 137V139H185V137ZM183 136V139H184V141H186V140H189V139H187V138H189L190 137V141H191V138L194 136V135H184ZM192 136V137H191ZM95 137V136H94ZM99 137H101L100 135H99ZM98 137V138H99ZM112 137V138H111ZM119 137V138H118ZM138 137V136H137ZM144 137V136H143ZM149 137V136H148ZM166 137H167V140H170L169 142L171 143L172 141V143L171 144H168V145H166L165 146V141L167 142V140H166ZM195 137V136H194ZM106 138H107V136H106ZM105 138V139H106ZM140 138H141V136H140ZM91 139V138H90ZM94 139V138H93ZM96 139V138H95ZM95 139L93 140V142L94 143H92V147H96V145H94V144H97L98 145V147L95 149V147L94 148H91V146H90V148L91 149H95V150H97V149H99V151H100V149L102 150V149H104V145L106 144L107 145V143H105V144H100L101 145V148H99L100 147V145H99V143H96L95 142ZM100 139V138H99ZM136 139H139V137L138 138H136ZM152 139V140H153ZM178 139H176V141L175 142H177V144H179V147H180V145H181V148L182 147H184L182 144H181V142L178 140ZM183 139H181L182 140V142H183ZM135 140V139H134ZM113 141V142H112ZM92 142V141H91ZM103 142V141H102ZM101 143V142H100ZM108 143H109V141H108ZM112 143H116V144H112ZM146 143V144H145ZM187 143V142H186ZM185 143V144H186ZM188 143H190L189 141H188ZM112 144V145H111ZM137 144V143H136ZM183 144H184V142H183ZM138 145H139V143H138ZM189 144H186V146H188ZM108 146L109 145H107V148H108ZM190 146V145H189ZM89 147V146H88ZM149 147L148 148H146L145 147V149L147 150V152H148V149H149ZM160 147H162V146H160ZM160 147H158L157 149H160V151H161V149L162 148H160ZM175 147V148H174ZM178 147V149L179 150H182V149H180ZM107 148H105L106 150H107ZM115 147H113V149H114ZM168 148H170V146L168 147ZM168 148L166 149V150H168ZM185 148V152H186V150H188L187 152V155L190 153V147H184ZM194 148H196V147H194ZM112 149V150H113ZM118 149H116V151L118 150ZM144 149V148H143ZM154 149V150H155ZM156 149V150H157ZM90 150V149H89ZM111 149H110V151H112ZM118 150V151H119ZM155 150V151H156ZM170 150V149H169ZM168 150V151H169ZM92 151V150H91ZM104 151V150H103ZM103 151H102V154H104L103 153ZM108 152H109V150H107ZM141 151H144L145 152V150H142L141 148H140V152ZM158 151V150H157ZM158 152V153H162L163 152V149H162V152ZM167 151V152H168ZM183 151V150H182ZM194 151V150H193ZM98 152V151H97ZM107 152V154H109ZM146 152V153H147ZM149 152H150V150H149ZM149 152H148V157H146L147 155H145V154H142L141 153V159L143 160V162L145 161V159H144V156H145V158H146V160H147V158H149V160L150 159H152V160H155V162H156V160H160L161 159V157L160 156H158L157 158L158 159H156L155 157V154H154V152H153V150H152V152H150L151 154H149ZM166 152V151H165ZM164 152V153H165ZM175 152V151H174ZM181 152V151H180ZM184 152V153H185ZM99 153H101V151L99 152ZM106 153V152H105ZM157 153V152H156ZM157 153V154H158ZM170 153H171V151H170ZM169 153V154H170ZM175 153H178V152H175ZM175 153H172L173 154V158H175V157H178V155L177 156H175L176 154ZM183 153V152H182ZM183 153V154H184ZM192 153H194V152H192ZM92 154V153H91ZM106 154V155H107ZM118 154V153H117ZM169 154H164V155H167V157H168V155ZM172 154H170L169 156L170 157H168V158H166V156H164L165 158L163 159V161H166L167 159L169 160V162H171V159L174 161V159L171 157L172 156ZM191 154V153H190ZM92 155H94V154H92ZM100 155V154H99ZM99 155H98V157H99ZM110 155H112V152H111V154ZM151 155V156H150ZM152 155L154 156V157H152ZM160 155V154H159ZM181 155V154H180ZM186 155V156H187ZM193 155V154H192ZM104 157H102V160H103V158H104V160L106 159L107 160V158H108V160H110L112 157L114 158V156H112L111 158H110V156L109 157H105V155H103ZM182 156V155H181ZM185 156V155H184ZM218 156H219V154H218ZM91 157V156H90ZM152 157V158H151ZM188 157H190V156H188ZM188 157H186L187 159H189ZM193 157V160H194V162H199L200 163V155H198L197 153H194V155L192 156ZM191 157V158H192ZM92 158V157H91ZM97 158V157H96ZM179 158H180V156H179ZM182 158H183V156H182ZM182 158H180L179 159V162H182L184 159H182ZM5 159V160H6ZM95 159V158H94ZM97 159H101V158H97ZM166 159V160H165ZM176 159V158H175ZM178 159V158H177ZM177 159L175 160L176 162H177ZM185 160V161H188V160ZM5 160H3V161H0L1 163H3ZM151 160V161H152ZM192 160V159H191ZM160 162V161H159ZM189 162V161H188ZM223 162H221V163H223ZM1 163H0V165H1ZM191 163V162H190ZM16 168H17V166H15ZM53 168H55V167H51V168H47L48 169V171L49 172H47L46 174H45V170L46 169H44V168H38V170L36 171V174H37V176H47V177H49L51 174H53V176L54 175H56L55 174V172H53L52 170H53ZM15 170V169H14ZM53 176H51L50 178H52ZM23 178V177H22ZM46 178V177H45ZM21 179V178H20ZM23 179H25V178H23ZM17 180V179H16ZM19 180V179H18ZM22 180V179H21ZM31 180V179H30ZM44 180V179H43ZM51 180V179H50ZM20 181V180H19ZM25 181V180H24ZM23 181V182H24ZM46 181V180H45ZM52 181V180H51ZM41 182H43V181H41ZM29 184H30V182H29ZM4 185V184H3ZM3 185H2V188H3ZM21 186H23L22 185V183L20 184ZM20 185H19V187H20ZM27 185V184H26ZM31 185V184H30ZM1 186V185H0ZM10 186V185H9ZM18 186V185H17ZM13 187H15V186H13ZM40 187H41V185H40ZM12 188V187H11ZM17 189H18V187H16ZM15 188V189H16ZM22 188V187H21ZM21 188H19L20 189V192L22 191V190H24V189H22L21 190ZM23 188H25V187H23ZM28 188V187H27ZM4 189V188H3ZM2 189V190H3ZM16 189V190H17ZM19 189H18V191H19ZM41 189V188H40ZM43 189V188H42ZM41 189V190H42ZM0 190H1V188H0ZM6 190H8V189H5V191ZM28 190V189H27ZM30 190V189H29ZM28 190V191H29ZM13 192H14V190H12ZM11 191V192H12ZM25 192V191H24ZM40 192H43L44 193V191H40ZM8 193V192H7ZM14 194V193H13ZM20 194H22V193H20ZM1 195H2V193H1ZM16 195V194H15ZM27 195L29 196V193H27ZM26 195V196H27ZM18 196V195H17ZM23 196V195H22ZM24 196H25V194H24ZM25 196V197H26ZM31 196V195H30ZM41 196H43L42 194H41ZM9 197V196H8ZM15 197V196H14ZM19 197H20V195H19ZM37 197V196H36ZM35 197V198H36ZM38 197H39V195H38ZM5 198H7V197H5ZM12 198H13V196H12ZM12 198L11 199H9V201H14V200H12ZM32 198H33V196H32ZM32 198H30L29 200H31ZM34 198V199H35ZM20 199V201H21V197L20 198H16V200H19ZM23 200L25 199V198H22ZM38 199H40V197L38 198ZM7 199H5V201H6ZM28 200V201H29ZM5 201H3V202H5ZM8 201V202H9ZM27 201V202H28ZM35 201V200H34ZM40 200H38L37 202H39ZM42 201H44V199L42 200L41 199V202ZM16 202H18V201H16ZM32 202H33V200H32ZM32 202H30V203H32ZM20 203V202H19ZM23 203V202H22ZM30 203H28V204H30ZM8 204V206H9V203H7ZM15 203H12V205H14ZM26 203H25V201H24V205H25ZM27 204V205H28ZM34 202L32 203V206L31 205H29V207L30 208H32V207H34ZM5 205V204H4ZM17 205V204H16ZM24 205H23V207H24ZM27 205H25V208H24V210H23V208H21L23 211H25V209L27 210L28 209V206ZM45 206V205H44ZM13 207H15L16 208V206L14 205ZM20 207H22V204H21V206ZM38 207V206H37ZM37 207H35V209L37 208ZM19 208V207H18ZM42 208V207H41ZM46 208V207H45ZM44 208V209H45ZM2 209V208H1ZM6 209V208H5ZM35 209H31V210H34L35 211ZM37 209H39V208H37ZM3 210V209H2ZM8 210H9V208H8ZM15 210V209H14ZM13 210V211H14ZM19 210V209H18ZM30 210V209H29ZM40 210V209H39ZM220 210V209H219ZM242 209H236V211L237 212H240ZM13 211H11L10 212V210H9V213H12ZM15 211H17V208H16V210ZM14 211V212H15ZM23 211H20V212H22V213H25V212H23ZM34 211H33V214H35L34 213ZM43 211H45V210H43ZM61 211V210H60ZM73 211V210H72ZM231 211V209L229 210V212ZM255 212L257 211V209H255L254 210ZM52 212V211H51ZM228 210L227 211H223L222 212V216L220 217V211H218V213L216 214V215H214L213 216V218H212V223L210 224L211 226H209V228L211 229V230H216V231H218L219 232V235H220V237L219 238H215V239H212L211 241H210V244H206L204 241H203V239H204V237H206L207 235V233L204 235V234H197V236H196V246H197V248H198V250L201 252V253H203V255L205 256V258L207 259V261H208V264H254V263H256V262H258L260 259H261V257L264 255V246H261V243H260V241H259V238L257 237V234H258V230H259V228H257V226L258 225H252L251 226V228H250V232L252 231V236H250L251 238L249 239V240H247L246 242L244 241V242H241V243H239V244H237L236 246H234V247H229V246H227V247H225L224 245L222 246L221 244H220V242H221V240L222 241H224V242H227V240H229V238H230V234H231V230L233 229V227L231 228V226L233 225L232 223V225H230L229 224V222H227L226 223V219H228V218H224V215L226 216V215H228ZM242 212H244V213H242V214H245V215H243V216H246V214H247V209H243V211ZM29 213V212H28ZM38 213V212H37ZM36 213V214H37ZM53 213V212H52ZM58 213V212H57ZM65 213V212H64ZM241 213V212H240ZM250 213V212H249ZM8 214V213H7ZM19 214V213H18ZM27 214V213H26ZM32 214V215H33ZM39 214H41V213H39ZM46 214V213H45ZM56 214V213H55ZM19 215H21V214H19ZM18 215V216H19ZM25 215V214H24ZM23 215V216H24ZM31 217H32V215L31 214H29ZM57 215V214H56ZM61 215V214H60ZM10 216H12V215H10ZM14 216V215H13ZM16 216V215H15ZM34 216V215H33ZM44 216V215H43ZM21 217H22V215H21ZM75 217V216H74ZM16 218V217H15ZM23 218V217H22ZM25 218V217H24ZM63 218V217H62ZM220 218H221V220H220ZM18 219V217L16 218V220ZM31 219V218H30ZM36 219V218H35ZM38 219V218H37ZM60 219V218H59ZM71 219V218H70ZM242 219V218H241ZM2 220V219H1ZM15 220V219H14ZM14 220H12L11 219V221H13V222H15ZM24 221L25 220H27V219H23ZM53 220V219H52ZM75 220V219H74ZM8 221V220H7ZM9 221H10V219H9ZM18 221H20L19 219H18ZM17 221V223L16 224H18L19 222ZM30 221V220H29ZM32 221V220H31ZM240 221V220H239ZM255 221V224H258V220H254ZM10 224H11V222H9ZM9 223H7V224H9ZM23 223V222H22ZM29 223V222H28ZM27 223V224H28ZM35 223V222H34ZM53 223H54V221H53ZM16 224H15V226H16ZM23 225V224H22ZM13 226H14V223H13ZM18 226H19V224H18ZM28 226H30V225H28ZM28 226L26 227V229H28V231H29V228H28ZM35 227H36V225H34ZM33 226V227H34ZM38 226V225H37ZM51 226V225H50ZM138 226H140L141 227V225L139 224ZM142 226H145L144 228H146L147 226L146 225H142ZM9 227V226H8ZM140 227H138V228H140ZM236 227V226H235ZM11 228H12V226H11ZM18 228V227H17ZM37 228V227H36ZM42 228H44V227H42ZM128 228H129V226H128ZM144 228H140V230H138L137 229V231H136V229L134 230L133 228V230H134V232L132 231V233L130 234H128V235H131L132 236V238L130 239V241H129V239H124L125 241H129V242H127V244L125 243L124 245L125 246H127V247H125L126 248V251H127V257H131V261H132V259H133V261H134V259L135 260H139L140 262H141V264H144L145 262H149V261H147V258L145 257V255H144V251H143V249L142 248H140L141 246H138L139 245V243L136 245L135 243L136 242H134V241H136V236L137 235H139L140 233H141V236H143V234H144V231H145V229ZM150 228V227H149ZM13 229V228H12ZM21 229V228H20ZM23 229V228H22ZM21 229V230H22ZM40 229V228H39ZM154 229V228H153ZM153 229H152V231H153ZM11 232H13L11 229H9ZM32 231H33V229H31ZM156 230L157 229H155V232L154 233H158V231L159 230H157V232H156ZM234 230H235V228H234ZM15 231V230H14ZM18 231V230H17ZM23 231V230H22ZM21 231V232H22ZM127 231V230H126ZM236 231V230H235ZM235 231H233V232H235ZM20 232V231H19ZM55 232V231H54ZM131 232V231H130ZM26 234H28V232L26 231L25 232ZM143 233V234H142ZM150 233V232H149ZM30 234H31V232H30ZM32 234H34V233H32ZM153 234V233H152ZM233 234V233H232ZM250 234V235H251ZM19 235V234H18ZM55 235V234H54ZM154 235H156V234H154ZM158 235H160V232H159V234ZM21 236H25V234L24 235H20V237ZM34 236V235H33ZM131 236H129V237H131ZM141 236H138V238H141ZM162 236H164V235H160V237H157V238H162ZM208 236H209V234H208ZM26 237V236H25ZM28 237V236H27ZM30 237V236H29ZM28 237V238H29ZM34 237H36V236H34ZM112 237V236H111ZM116 237V236H115ZM134 237H136L135 238V240H134ZM165 237V236H164ZM163 237V241H164V238ZM26 239V238H23L24 239V241H25V239H26V242H27V240H30V239ZM113 238V237H112ZM111 238V239H112ZM126 238H128V237H126ZM17 239H19V238H17ZM21 239V238H20ZM35 239V238H34ZM33 239V240H34ZM59 239V238H58ZM221 239V240H220ZM32 240V239H31ZM84 240V239H83ZM92 240V239H91ZM140 240V239H139ZM162 240V239H161ZM20 241V240H19ZM22 241V240H21ZM20 241V242H21ZM61 241V240H60ZM86 241V240H85ZM138 241V240H137ZM99 242V241H98ZM29 243V242H28ZM62 243V242H61ZM65 243V242H64ZM79 243V242H78ZM117 243V242H116ZM16 244V243H15ZM23 244V243H22ZM27 244V243H26ZM43 244V243H42ZM113 244H114V241H113ZM35 244H33V246H34ZM62 245V244H61ZM64 245V244H63ZM71 245V244H70ZM93 245V244H92ZM96 245V244H95ZM117 245V244H116ZM3 246H5V245H3ZM7 246V245H6ZM22 246V245H21ZM20 246V247H21ZM25 246V245H24ZM32 246V245H31ZM32 246V247H33ZM39 246V245H38ZM76 246V245H75ZM113 246V245H112ZM118 246V245H117ZM136 246H138L139 248H136ZM1 247V246H0ZM74 247V245L72 246V248ZM77 247V246H76ZM22 248H24V247H22ZM116 248V246H114V249ZM2 249H3V247H2ZM31 249H33V248H31ZM31 249H29V250H31ZM35 249V248H34ZM74 249V248H73ZM119 249V248H118ZM101 250H103L102 248H101ZM112 250H113V247H112ZM38 251V250H37ZM49 251V250H48ZM59 251V250H58ZM71 251V250H70ZM82 251V250H81ZM100 251V250H99ZM98 251V252H99ZM120 251V250H119ZM119 251L117 252V253H119ZM122 251V250H121ZM123 251H124V248H123ZM12 252H13V250H12ZM27 252V251H26ZM47 252V251H46ZM80 252V251H79ZM108 252V251H107ZM35 253V252H34ZM59 253H61V252H59ZM74 253V252H73ZM81 253V252H80ZM16 254V253H15ZM32 254V253H31ZM54 254V253H53ZM63 254V253H62ZM65 254V253H64ZM72 254V253H71ZM112 254V253H111ZM125 254V253H124ZM13 255V254H12ZM38 255V254H37ZM52 255V254H51ZM105 255V254H104ZM117 255H119V254H117ZM28 256V255H27ZM32 256V255H31ZM56 256V255H55ZM81 256H83V254L81 255ZM107 256V255H106ZM40 255L38 256V257H36V256H33V260L35 259H38L37 260V262L40 260ZM60 257H62V256H60ZM63 257H65V255L63 256ZM85 257V255L83 256V258ZM96 257V256H95ZM57 258V257H56ZM81 258V257H80ZM121 258V257H120ZM23 259V258H22ZM52 259H54V258H52ZM66 259V258H65ZM77 259V258H76ZM85 259V258H84ZM2 260V259H1ZM0 260V261H1ZM41 260H42V258H41ZM96 260V259H95ZM94 260V261H95ZM75 261V260H74ZM128 261V260H127ZM87 262V261H86ZM105 262V261H104ZM111 262V261H110ZM138 261H136V263H137ZM3 263V262H2ZM23 263V262H22ZM25 263H26V261H25ZM34 263V262H33ZM40 263V262H39ZM39 263H37V264H39ZM59 263H61V261L59 262ZM124 263V262H123ZM134 263V262H133ZM16 264V263H15ZM77 264H79L78 262H77ZM94 264H95V262H94ZM145 264H147V263H145ZM149 264V263H148ZM180 264H184L183 262H180Z\"/></svg>",
    "mask_w": 264,
    "mask_h": 264
},
{
    "label": "built area",
    "instance_id": "built-area-1",
    "mask_svg": "<svg viewBox=\"0 0 264 264\" xmlns=\"http://www.w3.org/2000/svg\"><path fill=\"white\" fill-rule=\"evenodd\" d=\"M254 264H264V255L261 257V259L258 262Z\"/></svg>",
    "mask_w": 264,
    "mask_h": 264
}]
</instances>
